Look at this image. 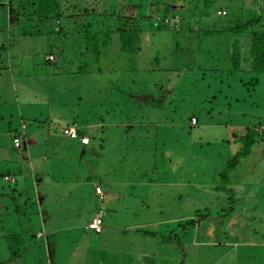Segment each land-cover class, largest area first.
Wrapping results in <instances>:
<instances>
[{"label": "rangeland", "instance_id": "1", "mask_svg": "<svg viewBox=\"0 0 264 264\" xmlns=\"http://www.w3.org/2000/svg\"><path fill=\"white\" fill-rule=\"evenodd\" d=\"M259 1L264 9V0ZM207 2L209 6L204 5ZM147 3L143 0L138 5L137 20L124 22L123 40L114 32L109 45L103 47L101 42L94 50L83 45L81 28L68 35L56 33L52 18L22 16L10 23L0 11V171L7 170L11 156L15 160L22 154L30 157L12 164V171L25 168L26 175L15 173L17 182L0 176V189L6 195L0 200V218H8L0 219V232L21 227L28 234L51 233L47 239L39 233L24 250L25 256L14 259L2 238L0 264L32 260L37 264H264V140L253 146L245 167L231 172L227 185L220 183L219 176L238 150L232 133L264 124V71L225 73L226 65H231L226 60L231 34L211 33L249 20L258 6L253 0H180L176 3L179 15L184 16L180 24L191 22L196 27L178 31L152 26ZM221 7L229 11L227 16L216 14ZM132 10L127 6L122 13L129 17ZM106 22L114 24V19ZM101 39L106 37L95 41ZM242 40L250 43L249 36ZM50 52L56 60L46 59ZM178 71L186 74L177 75ZM23 83L27 91L21 89ZM168 87L175 99L164 98L160 107L152 102L141 106L133 96L143 89V93L163 97ZM193 116L198 124L191 125ZM90 119L100 124L92 126L96 141L86 146V159H99L104 153L113 180L131 176L142 182L131 186L143 192L136 201L137 210L122 213L115 222L126 225L167 217L153 213L162 200L175 204L171 216L186 214L184 218L164 226L114 227L100 233L85 228L89 217L98 212L94 186L83 190L92 193V205L81 206L76 196L84 187L79 189L73 177V161L81 151L66 146L68 139H63L57 126ZM128 120L142 124L126 131ZM116 121L122 124H112ZM34 128L37 145L26 148L22 140ZM15 135L20 136V148L13 142ZM32 169L45 171L39 184L30 175ZM25 177L37 190L49 194L44 207L54 219L47 224L40 221L43 214L33 212L37 205L29 207L18 224L7 196L13 187H21ZM158 191L165 193L159 196ZM30 196L38 203L34 189ZM128 201L129 197L124 205ZM9 204L10 208L3 209ZM110 205H103L108 208L106 217L113 213ZM169 231L174 240L165 242L162 235L169 238ZM233 239L244 243L234 244Z\"/></svg>", "mask_w": 264, "mask_h": 264}, {"label": "trees", "instance_id": "2", "mask_svg": "<svg viewBox=\"0 0 264 264\" xmlns=\"http://www.w3.org/2000/svg\"><path fill=\"white\" fill-rule=\"evenodd\" d=\"M19 1L20 2H19L18 8L20 10H17V13H22V15L24 16L37 17L38 19L42 17L52 18L55 22L53 31H55L56 33L62 32L68 35L72 31L78 32L77 30L80 28L84 30V34L80 36V38H82L83 45L86 44V48H89L91 46L92 50H94L95 49L94 47L96 45H99L101 42H102L103 47H105L106 45H109L108 40H110L111 35L114 32H118L121 36V39L123 40L124 36L127 33L126 32L127 29L124 28L125 27L124 22L130 21V20L135 21L140 16V13H138L137 19H133L132 17L126 18L124 13H122L120 9H116L114 7H111L110 5H109L110 7H107L106 5H104L103 7L104 16L103 15L100 16L98 14L97 10L100 8L93 7L92 10H90L89 9L90 7L86 6V9H85L86 13L84 15L74 14L73 16L72 14L67 18L65 17L66 12L68 10L70 11L72 10L71 8H69L70 6H68V3L73 2L74 0H19ZM179 1L180 0H146L152 12L151 13L152 26H155L157 28H165V29L171 28V29L178 30V31L186 27L188 29L194 30V27H196V25H194L193 27L191 25V22H189V24H186V25L180 24V23H183L181 19L183 20L184 16L179 15L180 10H178V5L176 4ZM253 1H254V4L258 7L254 8L255 9L254 14L249 20H246L243 23H238L235 25L227 26L224 29L211 30V33H214V34L215 33H220V34L230 33L231 34V36L228 35L231 38V48H230L231 50L226 52V55H227L226 60L228 59L231 60V65L230 66L226 65V69L224 70V72L227 74L233 73L234 70L236 69L242 70V71H256V72L264 71V14H263L264 9L259 5L260 3L259 0H253ZM94 2H97V1L94 0ZM204 5L209 6L210 2H207L206 4L204 3ZM110 9L113 12H111ZM220 11H225V13H222ZM216 14L218 16H227L229 14V11L221 7L216 11ZM85 15H88V16L85 17ZM82 16L84 18H82ZM111 19H114V24L107 25L106 21L111 20ZM71 20H74V21L72 22ZM86 20H87L86 23L84 22L82 25L79 24V22L86 21ZM135 30H136V27L132 30V32ZM99 36L100 37L105 36L106 39L95 41ZM242 36H249L250 43L244 44L242 42L243 41ZM47 60L54 61L55 56H54V59L47 58ZM205 71L208 72V71H213V70L205 68L204 72ZM181 73L186 74V72H182V71L176 72L177 75H180ZM244 84H247V81ZM168 88L165 90L166 94H168V92H172V89L171 88L168 89ZM161 89H163V86L161 87ZM170 99H175V97L171 96ZM168 101H170L169 98H168ZM76 125L79 126V124H76ZM80 132L82 133V131ZM232 136H233V141L236 143V145H238L237 146L238 150L227 161L226 167L219 174L221 178L220 183L226 184V185L231 180V177H230L231 172L237 168L244 166L246 164L245 159L251 154L253 146L260 140H264V124L260 122L259 124H253V125L247 126L244 132H241V133L233 132ZM19 137H20L19 135L14 136V138H19ZM229 141H232V139L230 138ZM21 145L22 144L20 141V145L17 147H21ZM11 174L12 172L9 170L0 171V176H2L5 180L9 182H17V180L10 179L9 175ZM218 186H219L218 188H222L221 185H218ZM98 187L102 188L103 198H101L100 194L97 192ZM15 188L16 187H13L12 190ZM2 195L6 196L3 192H1V189H0V200L3 197ZM94 197H95V200L97 201L98 212H100V210H104V215H103V220H104V216L106 212V209L104 206L107 205V200H106L107 195L104 191L103 186L96 185ZM25 202L31 203V204L36 203L34 201L33 196H28ZM23 215L24 213L17 214L18 224H19V219ZM0 219H8V218L1 216ZM12 219L13 218H11L9 222H11ZM9 229L10 231L0 232V240H2V238L4 239L3 241L6 243L7 252L9 256L11 257H15V258L19 257L24 252V250L28 249V245L30 244L31 240L39 237V233H38L39 231H35V232H32L31 234H28L21 227H19V229L10 227ZM139 229L143 230L141 228ZM145 232H148V231L145 230ZM97 233H100V232H97ZM151 233L152 232H150V234ZM167 239H169L170 241L171 240L173 241L174 237L172 236V234L169 236V238H166L163 236V240L165 242H168ZM32 261L31 262L28 261L29 264H37L35 263V261H33L32 263Z\"/></svg>", "mask_w": 264, "mask_h": 264}, {"label": "crops", "instance_id": "3", "mask_svg": "<svg viewBox=\"0 0 264 264\" xmlns=\"http://www.w3.org/2000/svg\"><path fill=\"white\" fill-rule=\"evenodd\" d=\"M97 2H94V0H74V2H70L68 3V6H70L69 8H71L73 11L74 10H81L80 13H76L75 15H84L86 13L85 9L86 6H89L90 10H92V8H100L97 10L98 14L101 16H104V11H103V7L104 5H106L107 7L110 5L111 7L116 8V6L118 5L120 11L122 12L124 6L125 8L127 6H131L133 7V10L131 12V15H129V17H132L133 19H137L138 18V5L142 3L143 0H139V1H135V0H96ZM19 0H0V11H2L4 13L5 16V20H9L8 22L10 23H15V21L19 20L20 21V17L24 16L22 15V13H17V10H20L19 7ZM74 3V4H73ZM109 6V7H110ZM75 13V12H74ZM72 13V11L68 10L65 14V17H69L70 15L74 14ZM137 14V15H136ZM20 15V16H18ZM74 16V15H73ZM27 19H31V16H25ZM126 17V15H125ZM128 18V17H126ZM62 46V44H61ZM2 47V46H1ZM63 47V46H62ZM51 54H53L52 52H50ZM50 54V55H51ZM54 55V54H53ZM49 56V54L47 55ZM55 56V55H54ZM47 59V58H46ZM55 60H56V56H55ZM23 80V79H21ZM21 89L22 90H28L29 87L26 84H21ZM40 90L42 89V85L39 88ZM14 90L17 92L18 91V84L14 85ZM145 91V90H144ZM146 93H143V89H140L137 91V94L133 96L136 97V102L138 104H142L141 106H144L147 103H157L160 107L161 101L167 98H171V96L175 97V95L172 92H169L168 94L164 93V96L161 97L158 93L157 97L156 95L151 94L149 91H145ZM150 93V94H149ZM56 94V93H55ZM167 95H169L168 97H166ZM18 96V95H17ZM132 96V94H131ZM193 119H196L195 121H193ZM199 120L193 116L192 121H191V125L193 124H198ZM77 124V123H76ZM100 122H92V120H88V122L86 123H79V132L82 131V133L80 132V134L82 136H88L90 138L89 143H84L82 142L80 139H72L68 136H65L64 134L60 133L59 128L61 130L62 127H65L67 125H71V124H60L57 126L58 131L60 133V135L63 137L64 140L68 139V141L66 142V146L71 148V149H76L79 150V152L81 151L80 155H78V157L76 159H74L73 161V166H74V181L76 182V184L78 185L79 189H81V187H84L81 189V194L78 193L76 198L79 201L80 205L83 207H86L89 203H91L92 205V193L88 192V193H84L83 190H85L88 187H90V189H92V185L94 186V195H95V187L96 185H101L104 188V191L107 195L106 200H107V205L108 206L110 203V209L109 210H113V213L110 214L109 213V217H106V215L104 216V226L101 232H105L106 230H112L118 227L124 228V227H131V226H138L140 227V225H145V224H157V225H168L169 222H173L175 220H178L180 217H185L186 214H184L183 216H171L170 214L174 213V211L171 209V207H173L175 204L170 205V203L166 200H162L158 203L157 208L154 210L153 213L156 214H167V217H156V218H152L150 217L148 220L143 221V223H129L126 225H123L122 222H115V220L121 216L122 213H130V212H135V210H137L138 208V204L136 203L137 199L139 198L140 194H142V191H136V189L131 186H135L136 183L141 184L142 182H139L132 178L131 176H127V178L125 176H122L116 180H113V178L111 177L112 174L109 171V173L107 172L109 170L108 166H106V162H105V157L104 153L102 154L101 158L99 159H94V160H87L86 159V155L88 152V148H86V146L92 144V142L96 141V137H92V126H96L99 125ZM112 124L115 125H121L122 121H116L113 122ZM137 124H142L141 122L139 123V121H127L124 126H128L126 128V131L129 130H134L138 125ZM134 125H137L135 127H133ZM144 125V124H143ZM23 130L27 129V125L24 123L22 126ZM37 129L34 128L31 130L30 135L28 136V139L23 142L22 140V144L28 148L29 145H33L36 146V133H37ZM15 139V138H14ZM14 142V140H13ZM99 147L102 146V144H98ZM32 146V147H33ZM20 148V147H19ZM96 154H99V150H95ZM49 153L45 155V157L43 158L45 161L48 158ZM18 159L15 160V158L13 156H11L10 160L11 162L7 163L8 167L7 170L11 171L12 174L9 175L11 180H18V176L15 173H20V174H24V170L25 168H21L20 166L17 167V170H13L11 169V166L14 162H20L19 159L21 158L22 160H26V159H30V157H26L24 154H22L21 156H16ZM44 161V163H46ZM72 161V160H70ZM2 162V161H0ZM70 163V162H68ZM84 163L87 165L86 168H84ZM67 164V163H66ZM65 164V165H66ZM83 164V165H82ZM70 166L72 165V163L69 164ZM89 165V167H88ZM89 168V169H88ZM31 172V176L33 177L35 182H38L36 184H39V182L43 181L41 179V176L45 175V171L41 172L40 170H34ZM66 171V169H65ZM77 171H79L80 173H77ZM83 173H85L86 176L83 177ZM26 175V174H24ZM98 178V179H97ZM29 178L25 177V180L23 181V183L21 184V187L16 186L15 189L11 190L10 194L7 197H10L11 199V205H13L14 209H15V213L19 214V213H26L28 212V208L37 205V209H33V212L38 213V215H42L40 221H44L46 224L47 222L51 221L54 219V216L52 214V212L50 210L47 209V207H44V202L46 201V198L49 197V194L46 192H41L39 190H37V188L34 186V184H31L29 181ZM26 182V183H25ZM27 182L28 185H27ZM151 184H153L152 181H149ZM130 187L131 190L129 191H125V188ZM31 189H34L37 192V198H38V203H26L25 200H23V198L30 196L31 194ZM131 193V195H130ZM159 196L163 195L165 193L162 191H158L157 192ZM124 195H126L124 197ZM129 197V201L128 203H126L127 205H124V200H126V198ZM95 198V197H94ZM130 198H133L132 200ZM22 199V201H20ZM5 205L3 209H7L8 207L10 208L11 205ZM41 207V208H40ZM106 209L108 210V208L106 207ZM32 210V208H31ZM148 211L150 212V209H148ZM44 216V218H43ZM95 216V215H94ZM93 217H89V221L85 224V228L87 230H91L89 228V223L93 220ZM88 218V217H87ZM118 223L120 225H118ZM170 232V231H169ZM38 233H41L43 237H45L47 239V236H49L48 234L51 233H47L45 234L43 232V230H40ZM97 233V232H96ZM171 234L173 232H170ZM165 233H163L162 236H164ZM240 236V235H239ZM46 239H45V243H46ZM234 244L239 243V245L243 242V240L241 239H233L232 240ZM248 242V241H246ZM257 244L254 243V247ZM181 246V245H180ZM43 253V251H42ZM50 253V252H49ZM159 254V253H158ZM33 255V254H32ZM20 256H25L24 253H22ZM43 256V255H42ZM34 257V259L37 258V254L36 256H32ZM13 258V257H12ZM15 258V257H14ZM13 258V259H14ZM51 258V253H50V257ZM159 261V260H158ZM166 261H169V257H166ZM33 263V261H32ZM43 263V262H42Z\"/></svg>", "mask_w": 264, "mask_h": 264}, {"label": "built area", "instance_id": "4", "mask_svg": "<svg viewBox=\"0 0 264 264\" xmlns=\"http://www.w3.org/2000/svg\"><path fill=\"white\" fill-rule=\"evenodd\" d=\"M222 13H225V11H220ZM48 59H54L53 55L47 56ZM196 119H194L195 121ZM62 133H64L66 136L72 138V139H80L84 143H89L90 138L88 136H82L79 132V127L76 124L73 125H68L65 127H62L60 130ZM15 145L19 146L20 145V139L15 138ZM97 192L100 194V197L103 198V191L101 187L97 188ZM103 215H104V210H100L98 212L93 220L89 223V228L93 229L97 232H101L104 226V220H103Z\"/></svg>", "mask_w": 264, "mask_h": 264}]
</instances>
